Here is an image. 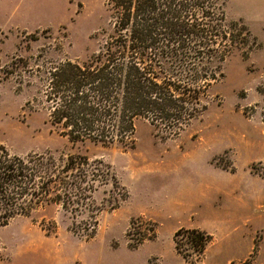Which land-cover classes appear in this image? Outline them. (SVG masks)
Segmentation results:
<instances>
[{
  "label": "rangeland",
  "instance_id": "374dc122",
  "mask_svg": "<svg viewBox=\"0 0 264 264\" xmlns=\"http://www.w3.org/2000/svg\"><path fill=\"white\" fill-rule=\"evenodd\" d=\"M222 1L227 19L241 21L254 42L226 59L205 112L174 139L137 120L131 149L72 144L49 124L36 79L21 90L13 80L0 82V145L10 155L84 156L107 165L119 185L94 195L103 211L90 241L48 208L0 228V264H187L174 251L179 229L211 237L194 264H264V165H249L264 158V0ZM103 3L0 0V66L23 58L35 70L41 51L44 61L84 60L105 26Z\"/></svg>",
  "mask_w": 264,
  "mask_h": 264
},
{
  "label": "trees",
  "instance_id": "16d2710c",
  "mask_svg": "<svg viewBox=\"0 0 264 264\" xmlns=\"http://www.w3.org/2000/svg\"><path fill=\"white\" fill-rule=\"evenodd\" d=\"M103 6L97 49L84 60L44 61L41 51L35 70L23 58L0 66V82L13 80L18 90L35 79L42 85L49 124L72 144L131 149L137 120L166 139L178 137L205 112L226 59L254 42L241 21L227 19L222 0H104ZM41 60L48 64L43 70ZM107 185L119 190L101 161L49 152L21 157L0 145V228L54 208L67 216L72 235L90 241L103 211L94 195ZM172 241L175 253L194 264L211 237L179 229Z\"/></svg>",
  "mask_w": 264,
  "mask_h": 264
},
{
  "label": "crops",
  "instance_id": "0c3cea01",
  "mask_svg": "<svg viewBox=\"0 0 264 264\" xmlns=\"http://www.w3.org/2000/svg\"><path fill=\"white\" fill-rule=\"evenodd\" d=\"M0 29H1V27H0ZM25 32H27V31H25ZM259 124L262 126V129H261V133L260 134H261V136L264 137V123H261L260 122ZM262 145H263V148H264V143ZM255 163H261L262 165H264V158H261L258 161H253L249 165H252V164H255ZM249 165L246 167L247 175H250L249 172H248ZM230 168H232L231 174H235L236 173V168H235L234 162H233V153H232V155L230 157Z\"/></svg>",
  "mask_w": 264,
  "mask_h": 264
}]
</instances>
